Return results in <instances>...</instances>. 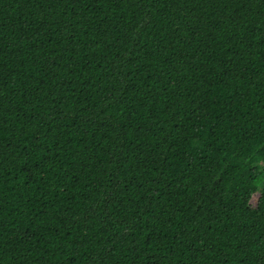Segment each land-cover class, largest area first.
I'll list each match as a JSON object with an SVG mask.
<instances>
[{
  "label": "trees",
  "instance_id": "16d2710c",
  "mask_svg": "<svg viewBox=\"0 0 264 264\" xmlns=\"http://www.w3.org/2000/svg\"><path fill=\"white\" fill-rule=\"evenodd\" d=\"M0 264H264V0H0Z\"/></svg>",
  "mask_w": 264,
  "mask_h": 264
}]
</instances>
